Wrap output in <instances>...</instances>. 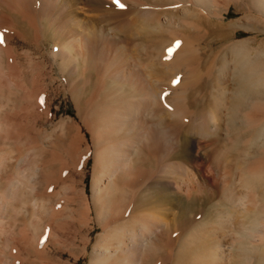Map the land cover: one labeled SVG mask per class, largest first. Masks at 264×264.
Segmentation results:
<instances>
[{"label": "bare ground", "instance_id": "1", "mask_svg": "<svg viewBox=\"0 0 264 264\" xmlns=\"http://www.w3.org/2000/svg\"><path fill=\"white\" fill-rule=\"evenodd\" d=\"M113 2L114 0H0V44H3L0 46V81L4 79L6 68L4 56L10 40L8 30L14 33L16 28L21 32L18 31L16 36L20 34V37L26 39L43 37L53 42L56 51L52 58L55 61L60 59V68L67 70L71 77L73 74L76 76L73 82L74 89L77 90L75 93L79 94L83 83H86L81 67L94 76L93 82L97 86L103 83V87H100L103 92L108 90L109 93H117L109 99L107 97L109 102L107 105L104 104L107 101L103 103L105 107H99V124L102 127L97 128L98 135L106 143L99 150L96 149V175L92 192L96 196L98 207L104 196L113 202H126L124 207V203L122 204L124 210L129 203L134 205L125 221L110 228L108 220L104 221L102 217L96 216L97 224L105 233L97 239L91 264H179L183 259L186 264H230L231 257V264H243L245 257H241V253L248 245L236 237L238 230L245 227L244 219L250 214V210L257 214L264 209V153L259 154L258 159L254 158L256 161L261 159V162L250 163L251 161H247L248 157L256 152L239 150L234 154V149L239 145L234 142L224 149L222 155L216 157L215 163L218 160L222 162L217 176L215 166L220 165V162L213 167L205 160L206 157L203 158L200 147L203 140L215 141L223 124L225 126L232 123V118L236 115L239 117V128L243 129L246 123L248 129L263 128L264 131V122L261 123L260 120L263 118L262 114L257 112V115H253V110L258 111L260 104H263L261 99H250L254 101L250 117L247 115L248 111L243 113L242 109L250 94L263 98L260 95L264 92V61L260 60L262 55L259 50L253 53L255 48L251 50L247 47L246 39L227 42L214 55L212 50L197 47L198 41H201L199 32L193 35L185 32L193 21L195 27L198 20L209 26L206 32L210 39L226 38L230 29L236 27V22L228 24L213 19L220 14V2L226 8L240 2L122 0L126 5L124 10L119 9L118 3L114 6ZM259 2L263 4L264 0ZM210 3L214 4V9ZM86 13L91 14L87 17ZM179 14H183L184 19L179 18ZM190 15L194 20L189 18V23L186 19ZM105 24L108 25L106 29ZM165 31L171 36L170 42L163 45L157 61H150L149 56L145 55L147 60L138 62V55L142 51L147 52L149 46L162 45L158 44L166 37ZM147 41L151 43L148 44ZM124 42L130 44L128 51ZM179 42H182L181 45ZM96 45L99 49L95 48ZM145 54L149 55V52ZM214 60L218 67L212 69ZM161 69L169 70L174 75L167 82L160 77L156 84L152 78H146L148 75L159 76ZM140 70L146 74H142ZM181 70L183 74L187 73L179 77ZM178 80L179 83L176 84ZM209 84L215 89H206ZM124 87L131 91V97L126 100V97L121 96L124 99L121 98V101L120 91ZM203 89L208 91L213 104L206 109L199 104L197 114L191 116L189 107L194 105L195 98L192 100L190 97L195 91L197 95ZM98 95L95 102L106 98L101 93ZM236 107L238 114H235ZM147 113L151 114L152 124L146 125L143 122ZM166 118L171 130L174 129L172 134L179 133L176 141L163 128L169 125L167 123V126H163ZM261 135L251 138L252 140L246 138L247 140L242 141V146L247 143L258 149L264 141V134ZM158 142L162 144L160 150H156ZM86 160L82 159L81 163L86 165ZM67 168L69 167L66 166ZM20 169L17 168L13 180H7L1 192L6 200L5 203H0V234L10 198L16 193V186L26 178ZM105 179H108L107 183ZM202 188L207 190L202 191ZM212 190L217 193L210 198L213 215H203L200 220L195 216L188 218L183 224L186 231L175 243L166 240L161 242V234L158 236L155 230L163 228L169 214L181 213L185 209V204L189 202L185 195L195 198L200 192L206 194V191ZM85 205L88 206L86 203ZM78 206L80 205L75 208H79ZM37 208L41 206L37 205ZM254 225H257L256 221ZM252 231L254 234H250L251 243L258 245L260 252L256 250L258 255H262L260 259H263L264 228L261 226ZM232 238H236V242ZM124 241L130 242L126 244ZM166 245H175V255L172 251H166ZM143 250H149V253L145 255Z\"/></svg>", "mask_w": 264, "mask_h": 264}, {"label": "rangeland", "instance_id": "2", "mask_svg": "<svg viewBox=\"0 0 264 264\" xmlns=\"http://www.w3.org/2000/svg\"><path fill=\"white\" fill-rule=\"evenodd\" d=\"M217 1L220 2V0ZM236 1L240 3L238 5L233 3L229 8H226L227 6H223V2H220L221 8L218 12L220 14L216 15V18L213 19L214 21L219 19L223 23L228 24L236 22V27H234L233 30L230 29V34L226 38L210 39L207 33L209 26L198 20H196L195 27H193V21V23H191L192 26H187L185 32L188 35L199 32L201 34V41H198L199 44L197 47L200 49L206 48L210 51L212 50L214 55L219 52L221 46L231 43L232 41L246 39L247 47L251 50L255 48V51L252 50L253 53H257L256 50H259L262 55V58L259 59L264 61V3L261 4L259 0ZM210 5H212V9H214V4L210 3ZM89 14L91 13H86V16L88 17ZM222 15L223 17H221ZM178 17L183 18L185 16L179 14ZM189 18L193 19V17L190 15L188 19H186L190 23L191 20ZM106 25L107 24H105L104 29H106V27L108 28V25ZM18 31L20 32V30ZM18 31L16 28L14 33L12 30H8L10 40L7 42V53L4 56L5 67L7 69L5 68L3 81H0V203H5L6 199L1 196L2 189L8 179L13 180L18 167L19 169L21 168V173H25L26 178L23 179V183L20 182L16 186V193L10 198L8 209H6L7 211L1 223L0 264H17V262H19V264H91V255L97 239L105 233L97 224L98 217L96 216L102 217L101 219L104 221L108 220L107 224L110 225V228L113 225L125 221L129 216L131 206L133 207L134 205L129 203L124 210L123 207L126 202L124 203L122 200V204L124 203L122 207L121 202H119L120 200L113 202L104 196V199H101L102 204H99V207L103 206L104 208L102 207V209H99L96 196H93L92 192L94 177L96 175L94 165L97 151L106 143L104 140H101L98 135L99 126L102 127V125L99 124V107L102 105L105 107L104 104L107 105L109 97L111 98V96L117 93H109L108 90L103 92V88H100L101 86L103 87V83L97 86L96 82H93L95 81L94 76H91L89 72L87 73V70H82L83 67H81L80 70L81 73L84 74L86 83H83L84 85H82L79 94H77L78 92L75 93L77 90H75L76 88L73 86V82L76 80V76L73 74L71 77L67 70L63 67L60 68L62 65V63H59L60 59L55 61V58H52L56 51L53 42H51V40L47 41L43 39V37L39 39H26L20 37V34L16 36ZM165 36L164 40L158 44H162L160 47L149 46L147 52L142 51V53L138 55V59H140L138 62L147 60V56H149L150 61H157V55L162 53L163 45L165 46L170 42L171 36L169 32L165 31ZM147 43L150 44L151 42L147 41ZM123 44L128 46V49H126L128 51L130 49V44L125 42ZM98 45H96L95 48H98ZM10 46L12 47L10 48ZM144 52H149V55ZM202 56L204 55L202 54ZM215 60L217 61V58H215ZM215 60L212 62V69L215 68V66L218 67ZM140 71L142 74H146L142 70ZM147 71L149 72L148 74H151L149 70ZM186 73L187 72L184 74L186 75ZM159 74V76L154 75L151 77L148 75L146 78H148V80L152 78L155 83L156 80L161 77L164 82H167L169 78L174 75V73L169 70H162ZM182 74L183 70L179 71L178 76L181 77ZM184 74L183 76H185ZM210 86L209 84L206 89H215ZM206 89H203L197 95L195 91L194 95L190 97L192 100L195 98V100H193L194 105L189 107L191 116L192 114L193 116L195 113L197 114L199 104L203 107L205 106V109L212 106L213 101L209 97L210 95L208 96V91H206ZM129 91L127 87H124L123 90L120 91L121 95L119 99L121 100L122 97H126V100L130 99L131 91L130 93ZM99 93H101V96L105 95L106 98L102 99L101 102H95L97 98H99ZM251 96L250 94L249 97ZM260 96L263 98L256 95L255 97L253 95V98L247 96V101L242 109L243 113L248 111L247 113L249 114L247 115L250 117V109L251 112L254 109L252 103L258 97L263 104H260V109H257L258 111L253 110L254 114H252L254 116L255 114L257 115V112L258 114H262L263 118L260 120L261 123H263L264 92L263 95L261 93ZM250 99L255 100L252 102ZM237 112L238 109L235 114H238ZM150 115V113L144 115V124H152L153 120ZM238 118V115L232 118L233 125L229 122L225 127L223 124L222 131H218L219 135L217 134L218 138L215 141L212 139L203 140L200 147L201 154L203 158L206 157L205 160H208L213 167L220 162V160H218V162L215 163L216 157L222 155L223 152H225L224 149L228 148L229 145H232L234 142H238L239 144L236 150L234 149V154L238 153L239 150H248L250 153L256 152V154L254 153L252 156L248 157L247 161H251L250 163H253V161L255 162L259 154L261 155L262 152L264 153V141L262 146H259L258 149L247 143L243 146L241 144L246 138L253 139V137L261 134L263 135V128H256L253 130L252 127V129L249 127L248 129L245 123L244 128L241 129L242 127L239 128L240 125H238ZM166 119L163 126H167L169 122L168 118ZM169 126L170 124L163 128L169 136L172 135L171 137L176 141L175 138L179 136V133H174L175 135L172 134L174 129L171 130V126ZM157 146L156 150L162 148V144L159 142ZM250 149L252 151H250ZM84 158L87 159L86 165L81 163V160ZM20 159H22L21 162L19 161ZM259 160H257L258 162L256 161V163L261 162ZM221 164L222 162H220V165L218 164L215 166V173L217 176L220 173L219 169L221 168L220 166H222ZM65 165L69 168L66 169ZM63 168L66 170H63ZM68 173H71V175ZM105 182L107 183L108 179H105ZM50 188L54 189V191H49ZM204 189L205 188H202V191H204ZM186 195L185 198H188L187 200L189 202L185 204V209H183L181 213L173 212L169 214L163 228L155 230L157 235L161 234L160 236L158 235L159 239L161 238L162 240L161 242L172 241L175 243L177 238L186 231L183 229V224L188 218L195 216L200 220L203 215L208 216L211 215V213L213 215L212 211L214 210L212 209V201L210 198L217 195L215 191H206V194L200 192V195L195 198H191L189 195H187V197ZM8 198L9 197H7V199ZM35 201L37 203H35ZM98 201L100 202L99 198ZM85 203L88 204V206L85 205V207ZM37 205H40L41 208L38 209ZM57 205H59V207H57ZM77 205H80L78 206L79 208H75ZM94 205H96V207ZM88 207H90L91 210ZM253 213L251 209L250 214L244 219L245 227H241L242 229L240 228L238 230L236 238L237 240L241 239L246 246L248 245L243 254L241 253V257H245L243 258L245 259L243 264H264V257L260 259L262 255L260 253V256L258 255V252H260L258 245L254 246V244L251 243V235L254 234L252 230H257L258 227L261 226L264 228V209L257 214L254 213L253 215ZM256 216L258 218L254 219ZM85 217L87 219H85ZM83 218L85 219L84 221ZM255 221L257 225H254ZM177 227L179 228L176 229ZM236 238H232V240L235 241ZM124 242L129 244L130 241ZM166 248V251H172L174 253L173 255H175L177 251L175 245L170 247L166 245ZM163 249L165 250V247ZM143 253L147 255L149 250H143ZM189 253L192 254L191 252H188V254ZM173 258L171 260H173ZM231 263L232 257L230 260V264ZM179 264H186L185 259L181 260Z\"/></svg>", "mask_w": 264, "mask_h": 264}, {"label": "snow or ice", "instance_id": "3", "mask_svg": "<svg viewBox=\"0 0 264 264\" xmlns=\"http://www.w3.org/2000/svg\"><path fill=\"white\" fill-rule=\"evenodd\" d=\"M119 4L120 5V10H124L126 8V5L122 3V0H114L113 4L114 6H116V4ZM173 7H179V5H173ZM4 43H5V40H4ZM182 42H179V45H181ZM3 44H0V46H2ZM176 84L179 83V80L175 82ZM170 107V106H169ZM66 175V173H65ZM49 191H54V189L50 188ZM57 207H59V205H57ZM17 264H19V262H17Z\"/></svg>", "mask_w": 264, "mask_h": 264}]
</instances>
